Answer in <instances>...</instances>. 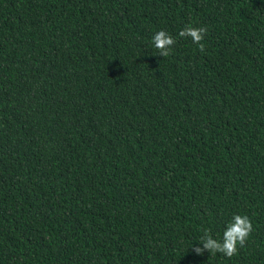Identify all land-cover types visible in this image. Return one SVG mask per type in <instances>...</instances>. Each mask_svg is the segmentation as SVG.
<instances>
[{
	"label": "trees",
	"instance_id": "obj_1",
	"mask_svg": "<svg viewBox=\"0 0 264 264\" xmlns=\"http://www.w3.org/2000/svg\"><path fill=\"white\" fill-rule=\"evenodd\" d=\"M0 264H264V0H0Z\"/></svg>",
	"mask_w": 264,
	"mask_h": 264
},
{
	"label": "clouds",
	"instance_id": "obj_2",
	"mask_svg": "<svg viewBox=\"0 0 264 264\" xmlns=\"http://www.w3.org/2000/svg\"><path fill=\"white\" fill-rule=\"evenodd\" d=\"M207 33L206 27H195L192 25L186 26L179 32V36L190 38L194 44L199 45L200 52H204L205 44L202 41ZM152 42L157 50L155 54L161 57L171 55L172 46L175 44V38L165 30H160L152 37ZM253 230V225L247 215L236 214L229 222L226 230L223 233L221 240L213 238L210 230L205 229L204 234L198 238L201 246H196L193 250L198 255H203L205 251L214 255L220 253L226 257L234 256L238 247H243Z\"/></svg>",
	"mask_w": 264,
	"mask_h": 264
}]
</instances>
